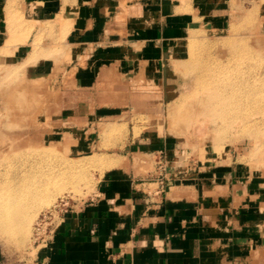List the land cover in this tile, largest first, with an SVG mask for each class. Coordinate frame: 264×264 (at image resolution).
Returning <instances> with one entry per match:
<instances>
[{"label":"rangeland","instance_id":"rangeland-1","mask_svg":"<svg viewBox=\"0 0 264 264\" xmlns=\"http://www.w3.org/2000/svg\"><path fill=\"white\" fill-rule=\"evenodd\" d=\"M13 2L0 48L9 58L0 65V183L19 173L32 182L45 176L48 199L35 203L20 240L0 233L4 264H38L43 215L59 227L60 212L91 202L131 150L143 172L235 167L264 184V2L233 1L223 21L192 24L165 51L157 77L112 66L89 89L77 86L75 52L66 45L74 14L30 13L25 0ZM43 59L56 69L31 76ZM61 62L68 70L58 69ZM144 133L167 139L168 154H150L153 142L142 144L148 154L132 149V136Z\"/></svg>","mask_w":264,"mask_h":264},{"label":"crops","instance_id":"crops-1","mask_svg":"<svg viewBox=\"0 0 264 264\" xmlns=\"http://www.w3.org/2000/svg\"><path fill=\"white\" fill-rule=\"evenodd\" d=\"M233 1L264 2L25 0L30 13L74 14L66 45L75 52V81L82 89L92 88L112 66L135 77H157L165 51L197 21H223ZM10 2L13 6V0H0V48L8 39ZM7 61L0 57V65ZM36 66L33 77L49 76L57 67L51 59ZM150 142V154L165 149L168 154L167 139L151 133L133 135L130 146L144 153L150 148L142 144ZM135 156L127 153L128 165L109 169L96 197L66 215L37 254L38 264H264L263 183L235 167L155 166L143 172ZM162 181L168 186L159 194Z\"/></svg>","mask_w":264,"mask_h":264},{"label":"bare ground","instance_id":"bare-ground-1","mask_svg":"<svg viewBox=\"0 0 264 264\" xmlns=\"http://www.w3.org/2000/svg\"><path fill=\"white\" fill-rule=\"evenodd\" d=\"M229 95L225 93L224 98L230 100L231 95ZM235 96L231 98L234 99ZM39 177L37 181L32 182L29 176L26 177L25 174L19 173L11 178L2 179L0 183V233L9 234L19 240L22 238L28 227L27 222L31 220L35 203L47 202L48 199L46 196L47 179L45 176L39 175ZM28 180L31 182L26 184Z\"/></svg>","mask_w":264,"mask_h":264},{"label":"built area","instance_id":"built-area-1","mask_svg":"<svg viewBox=\"0 0 264 264\" xmlns=\"http://www.w3.org/2000/svg\"><path fill=\"white\" fill-rule=\"evenodd\" d=\"M168 184L167 182H164L162 181L161 182V185L159 187V189L157 190V193L159 194H162L166 191V188H167ZM65 206H68V203L64 204ZM72 209H70V207H65L61 212H60V215H59V221H63L66 217V215L71 211ZM52 215L49 213V214H44L43 217L39 220V228L40 229H45L44 230V234L45 236H43L41 238V241L43 243H45V245L48 244V242L53 238L56 230H57V227H58V224L59 223H55L54 224V221L52 220ZM43 225V226H42Z\"/></svg>","mask_w":264,"mask_h":264}]
</instances>
